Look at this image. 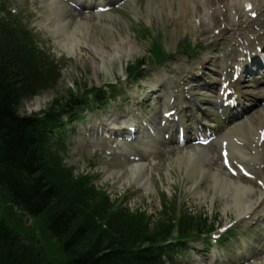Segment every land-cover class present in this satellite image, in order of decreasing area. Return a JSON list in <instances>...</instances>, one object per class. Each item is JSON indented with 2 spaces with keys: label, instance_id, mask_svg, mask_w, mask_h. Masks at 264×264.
<instances>
[{
  "label": "rangeland",
  "instance_id": "obj_1",
  "mask_svg": "<svg viewBox=\"0 0 264 264\" xmlns=\"http://www.w3.org/2000/svg\"><path fill=\"white\" fill-rule=\"evenodd\" d=\"M24 1L26 0H7V4L22 10L23 15L31 17L29 26L35 33L42 36L39 46L44 47V52L47 55L59 60L63 65L62 78L55 88L43 90L44 92L42 91L41 94L32 97L30 100H24L21 111L28 114L31 110L34 112L46 107L50 108L53 104L55 108H61L62 105L70 102V95L72 97L77 92L78 96H86L91 94V91L96 93L97 88L105 86L108 82L120 81L124 85L128 84L126 68L131 63L143 57L148 65L152 64L153 55L150 54V49L151 38L154 37L162 46H165L168 52L175 51V54L164 67L152 65L144 69L143 71L148 78L140 83L142 85V83H149L153 80H165L171 85L178 77L180 64L187 63L188 67H192L193 63H197L201 59L200 55L192 57L184 53L188 49L186 44L197 42L206 47L210 38H213L210 36L214 33L213 26L215 27V25L208 27L204 23L194 25L195 21L191 20L188 23L189 26H185V20L173 23L171 14H168V4L166 3L159 13H150V17H148L146 14L147 0H144V2L139 3V7H141L139 13L131 10L125 14H119L117 17H109L106 25L102 23L84 25L78 23L76 19L67 22L68 25L65 28L59 22L49 24V19L53 14L44 3L47 1L29 0L27 4ZM170 2L177 1L172 0ZM162 3L163 0L159 1L158 9ZM175 8L173 10L178 9V4ZM54 9L55 7H52V10ZM173 10L172 12L176 14ZM215 18L218 19L219 17ZM159 19L165 23L160 22ZM140 22L152 28V31L157 32V35L150 38L142 30L138 32ZM79 28L83 36L77 34L80 37L77 38L75 33ZM203 28H208L210 31L203 33ZM66 32L71 35L74 34L75 37L65 39L63 36H66ZM129 36L130 39H134L136 43L141 45V50L131 53L124 51L120 54L113 45L122 43L121 38ZM178 46L179 49H177ZM21 47L32 50L34 56L42 59L44 66L48 64L50 58L45 53L39 54L29 41L21 40ZM115 54L118 56L114 57ZM206 68L207 66L204 67V70ZM127 90L132 93L141 92H138L136 83H132L130 88H125V91ZM145 91L147 98H149V95L152 94L151 89L148 88ZM85 116L84 121L80 124L77 123L73 138L71 139L68 135L67 156L62 153L63 151L55 152L53 156H46L45 167L48 175L54 178L53 181H58L63 187L65 201L68 203L71 200L74 203H79L76 219L79 224L90 223L92 226L91 238L96 235H101L103 238L105 237L104 234L112 237L111 234H114L120 235L132 245H142L143 240L149 235L159 236L158 239L167 235L177 214L181 213L182 210H188L190 212H206L211 217L219 218L222 223L220 230L227 224L234 223L232 229L237 231L232 238L234 240L236 238L242 239L243 242L236 249L229 251L233 255L229 256L231 261L227 264H235L232 259H238L239 254L245 255V252L254 245L252 250L248 252L250 255L263 243L264 223L260 222L254 231H249L247 236L241 232L238 226L244 228L247 223L244 216L239 214V207L226 206L228 201L226 195L220 190L214 191L206 171L199 172L198 168L194 167L191 168L190 174H186L185 167H177L174 164L176 147L169 146L166 149L164 147L158 149L153 160H148V168L139 172L133 162L124 155H116L117 157L112 155L111 159L110 156L101 153V151L94 153L91 152L90 147L88 149L81 146V139L83 146H86L84 135H77L81 124L87 128L93 120L89 113ZM254 116L255 114H251V119ZM83 131L86 130L83 129ZM163 149L164 151H162ZM219 164L220 157L215 162V167ZM82 173L88 174V177L93 176L97 187L90 186L93 181L90 184L85 183L81 178L84 176L81 175ZM91 176L89 180L92 179ZM68 179L71 180L72 184L68 183ZM245 182V184L255 186V189L258 190L259 185L254 180L247 179ZM102 187L103 190H107L105 194L98 191ZM164 193L168 202L175 207L174 210L171 209L172 213L162 210L161 203ZM260 196L256 192L253 199H258ZM2 215L10 217L13 225L27 231L31 236H37L38 232L43 233L45 241H51L59 247L56 240L39 227L40 223L37 219L32 218L29 220V224L24 223V220L27 222L28 217H19L18 213L10 210L8 203L1 200L0 197V216ZM238 220L240 221L238 222ZM254 233L263 237L261 242L254 244ZM232 244L225 241L224 248H228ZM239 247L242 249H238ZM215 249L216 246L213 250H204L200 244H194L190 250L178 256V263L173 262L172 264H211L214 261L215 253L213 251ZM53 255L55 256V254ZM63 258L62 253L56 255L59 264L62 263ZM245 264L252 263L245 262Z\"/></svg>",
  "mask_w": 264,
  "mask_h": 264
},
{
  "label": "trees",
  "instance_id": "obj_2",
  "mask_svg": "<svg viewBox=\"0 0 264 264\" xmlns=\"http://www.w3.org/2000/svg\"><path fill=\"white\" fill-rule=\"evenodd\" d=\"M23 39L31 40L22 28L0 18V197L10 210L25 211L19 217L37 219L59 247L45 241L43 233L31 236L2 215L0 264H58L52 260L58 253L65 258L63 264H152L150 252L120 235L91 238L90 223L76 219L79 203H67L61 184L48 175L45 160L51 155L43 152L41 129L45 121H59L65 109L51 108L43 118L19 112L21 98L35 92L41 77L49 81L55 73L35 65L32 50L21 47ZM177 221L171 229L176 227L180 237L202 239L215 227L202 213H183Z\"/></svg>",
  "mask_w": 264,
  "mask_h": 264
},
{
  "label": "bare ground",
  "instance_id": "obj_3",
  "mask_svg": "<svg viewBox=\"0 0 264 264\" xmlns=\"http://www.w3.org/2000/svg\"><path fill=\"white\" fill-rule=\"evenodd\" d=\"M170 1L172 0H163V3L159 6L158 9L157 4L159 3V0H149V7H147L146 9L148 11L152 10L151 13H159L161 9L165 7V3L168 4L170 3ZM193 1L194 6L192 4ZM250 2H252L255 6H258V2L263 3L264 0H179V2H177L178 9L175 10L176 14L172 12V9L174 7H172L171 4L167 8L169 10L168 14H171V18L173 19L172 21H174L173 23L183 22L184 20L188 19H192L194 21L196 20L198 22V18H203V20L206 21L207 19H212V17L217 13L225 14L226 12H230L232 14L233 12H235V14H237L236 11L238 12L239 9H241L242 16L246 17V21L250 23L252 21V16L249 15L251 11L248 10V3ZM221 7H223L226 12H224V9H222ZM168 18L170 19L169 16ZM160 22L165 23L163 20H160ZM223 22H226V18H224ZM229 22L231 21L229 20ZM229 22H226L225 24L227 25L229 24ZM218 23L219 21L214 19V25H217ZM85 25L91 24L85 22ZM258 25L260 27L259 30H255L253 28L244 30L245 36L243 37V39L248 40L246 47L248 50L256 45V41L258 39L257 37L261 38L260 41H264V20H262V22ZM184 29L187 30L186 28ZM154 33L157 34V32L155 31ZM65 35L66 36H63L65 39L67 37H71V39L75 37L74 34L71 35L67 32L65 33ZM252 35H255L256 38H250V36ZM121 41L123 44L120 43L118 45H113L114 49L119 50L118 52L120 54H122V52L124 51L126 53H131L141 50V45L136 43L134 39H130V36L122 37ZM258 44L260 45V43ZM253 52L254 50L249 53L248 57L245 55L246 53L243 54L245 56V61L243 59L240 60L237 56H235L231 61V65L229 67L234 68L235 65H239L240 67H244L246 70H249V67L246 63H252L251 61H253V58L255 57ZM113 56H118V54H115ZM247 60L250 61L246 62ZM209 67L211 68V70L213 69L212 66ZM187 72V67L183 66V68L181 69V76L178 77L176 81V86L178 89L176 93L172 95L175 98V101L173 103L175 106L172 107V109H177V114L179 115L180 113H184L185 104H191L192 101L195 100L194 86L189 84ZM232 76L233 74L231 76L227 75L226 78H231ZM239 80L241 81V79L239 78L237 81H234V83H232V85L236 89L235 92L238 95V102H240L243 96H247L246 93L240 89V87L242 88V82H240ZM255 80H257V77H254L252 82H254ZM257 94L259 95V98H263L264 89L259 90ZM217 103L203 102L202 112L199 113V115L194 116L195 122L196 120L198 121V124L200 125V127H202L201 130H203L204 132H206L207 129H210L212 131L214 130L216 132L217 137L214 140V143L216 144V146H218L219 149H223L224 146L225 151L229 153L231 159L230 163L232 165L231 167H235V174H245L246 176H251L255 180V183L263 186V188L259 189L261 191V198L259 199V201H254V186L244 184L243 181H239L238 177H235L234 175L227 172L228 168H225V166L218 168L215 167V164L211 163L212 152L210 151V149H203L201 151L202 153L208 155V164L203 165L204 171L207 172V170H209V178L211 179V186L214 188V191L216 192L217 190H220L224 193V195H226V198L228 200L226 206L234 205L236 207H239V214L242 215L245 214L251 217L254 215H258L260 211H264V174H261L263 172L256 170L251 165V163H264V152L262 150V146L264 144H261L260 140V133L264 130V107L260 111L256 112L254 119L241 120L238 115L231 116L227 114L228 110L226 108H223V110L220 111L221 105H218ZM179 119H181L180 116ZM199 119L202 120L200 123ZM166 121L168 124H170V126L175 125V122L173 121ZM167 128L168 127H166V131L170 132L173 137V131L168 130ZM151 137L152 139H154V135H152ZM172 139H175L178 142L177 136L176 138L174 137ZM197 152V150L192 148L188 150H176L174 164L179 168L185 167L186 174H190V168L196 165L192 159H194L195 156L199 153ZM143 164L144 163L138 165L139 169H145L147 167ZM201 171L202 170H199V172ZM261 251L264 252V248H262ZM262 258V261H257V259H255V264H264V255Z\"/></svg>",
  "mask_w": 264,
  "mask_h": 264
}]
</instances>
